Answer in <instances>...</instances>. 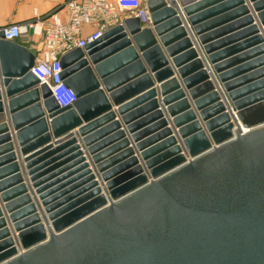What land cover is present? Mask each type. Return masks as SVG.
Masks as SVG:
<instances>
[{
	"label": "water",
	"instance_id": "water-1",
	"mask_svg": "<svg viewBox=\"0 0 264 264\" xmlns=\"http://www.w3.org/2000/svg\"><path fill=\"white\" fill-rule=\"evenodd\" d=\"M145 3L66 106L0 31V264H264V0Z\"/></svg>",
	"mask_w": 264,
	"mask_h": 264
},
{
	"label": "built area",
	"instance_id": "built-area-1",
	"mask_svg": "<svg viewBox=\"0 0 264 264\" xmlns=\"http://www.w3.org/2000/svg\"><path fill=\"white\" fill-rule=\"evenodd\" d=\"M146 0H68L69 18L62 21L58 16L49 21L31 20L28 23L9 24L0 31L4 38H19L39 34L42 48L36 54L31 70L40 83H47L61 106L72 103L77 97L62 78L61 55L74 47H84L114 24L122 22L129 12L149 20Z\"/></svg>",
	"mask_w": 264,
	"mask_h": 264
},
{
	"label": "crops",
	"instance_id": "crops-1",
	"mask_svg": "<svg viewBox=\"0 0 264 264\" xmlns=\"http://www.w3.org/2000/svg\"><path fill=\"white\" fill-rule=\"evenodd\" d=\"M68 0H0V28L9 24L24 25L31 20L49 21L58 16L62 21L69 18ZM133 15L129 12V16ZM36 54L42 48V36L25 35L17 40ZM158 84V83H157Z\"/></svg>",
	"mask_w": 264,
	"mask_h": 264
}]
</instances>
